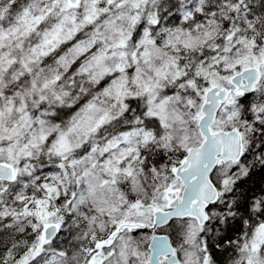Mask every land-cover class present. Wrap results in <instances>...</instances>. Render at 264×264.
Listing matches in <instances>:
<instances>
[{"label":"snow or ice","instance_id":"obj_1","mask_svg":"<svg viewBox=\"0 0 264 264\" xmlns=\"http://www.w3.org/2000/svg\"><path fill=\"white\" fill-rule=\"evenodd\" d=\"M0 264H264V0H0Z\"/></svg>","mask_w":264,"mask_h":264}]
</instances>
